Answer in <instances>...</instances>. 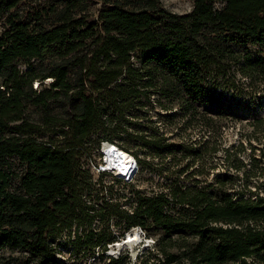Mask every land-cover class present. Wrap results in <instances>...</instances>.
<instances>
[{"label":"trees","instance_id":"16d2710c","mask_svg":"<svg viewBox=\"0 0 264 264\" xmlns=\"http://www.w3.org/2000/svg\"><path fill=\"white\" fill-rule=\"evenodd\" d=\"M96 1L102 7L91 21V0H0V252L9 251L0 264H57L51 240L73 227H91L96 217L108 221L112 216L128 226L163 229L168 245L180 251H167L157 239L158 264H264V196L256 189L246 187L249 196L239 199L226 190L219 197L188 193L180 181L198 182L195 169L176 174L170 189L172 201L191 212L167 213L169 201L162 193L138 195L131 212L108 200L103 204L110 208L103 210L86 204L91 194L83 190L92 179L81 168L86 140L97 132L95 148L100 141L111 142L140 166L149 164L139 151L164 145V133L155 127L148 135L122 119L135 101L150 99L149 91L180 98L185 113L195 116V101L210 71L227 80L236 71L251 82L264 80V58L252 59L238 48L264 44V0H192L186 14L166 9L160 0ZM48 78L49 86L37 89ZM106 106L112 115L103 117ZM252 124V134L262 142L264 118ZM249 156L245 186L259 162ZM183 232L195 241L179 237ZM114 238L90 229L76 234L73 243L93 242L92 248ZM105 251L102 246L100 258Z\"/></svg>","mask_w":264,"mask_h":264},{"label":"rangeland","instance_id":"374dc122","mask_svg":"<svg viewBox=\"0 0 264 264\" xmlns=\"http://www.w3.org/2000/svg\"><path fill=\"white\" fill-rule=\"evenodd\" d=\"M160 2L166 9L179 14H186L193 7L192 0H160ZM101 7L100 2L91 0L88 7L91 21L96 20ZM2 25L0 20V33ZM238 48L246 50L252 59L264 58V44L248 42ZM133 62L136 63V60ZM18 66L22 70L27 68L24 62H19ZM51 81V78L44 80L37 89L47 88ZM37 84L38 81H34L33 87L36 88ZM202 86L203 90L195 101L198 108L195 116L185 113L180 98L173 95L170 99H166L156 90L149 91V100L142 98L141 101H135L125 110L122 119L137 123L138 129L145 130L148 135L155 134L154 129L157 127V130L163 132L165 137L164 145L158 149L148 146L139 151V157L149 164L140 166L137 161L138 171L129 183L95 172L93 165L101 161L102 141L99 142L98 148H95L100 132L90 135L85 144L87 155L81 162V168L88 170L92 179L88 188L83 190L86 196L91 194L90 198L86 197V204L91 202L96 209L100 207L103 210H109L110 207L103 204L104 200H108L109 204L116 205L118 209L131 212L137 205L138 195L153 196L162 193L169 201L165 207L167 213L178 216L182 209L191 212L192 209L188 205L172 201L170 189L171 181L176 174L180 173L184 176L195 169L200 172L192 176L198 182L193 183L186 179L180 181L183 189L189 188L188 193L203 191L211 196L219 197L221 191L226 190L239 199L249 196L248 191L244 190L248 187L251 190L256 189L260 196H264V179L259 174L262 171L264 176V151H262L264 137L260 142L256 138L260 137L259 134H252L254 128L252 122L264 118V80L259 78L251 82L249 78L237 71L231 73L227 80L224 77L215 76L213 71H210L205 76ZM183 94L185 93L181 91V95ZM164 105L168 110H165ZM106 107L107 111L103 117L112 115L109 107ZM28 112L32 118L37 119L38 112L33 106L28 107ZM249 140L254 147V152L248 144ZM240 143L242 146H239ZM136 144L135 141L131 143L132 147H136ZM252 153L259 162L255 167L256 174H252L253 176L248 180V186H245L243 171L249 168V154ZM239 160H242L243 164H238ZM235 166L238 167L236 171ZM215 178H220L221 181ZM241 193H243L242 196ZM94 195L98 197L94 198ZM255 196L252 194L253 198ZM105 220L106 218L96 217L91 227L81 226L77 231L73 227L70 234L64 232L51 240L57 264H140L143 260L158 264V259H161L162 255L155 246L157 239L167 251L174 253L180 251L176 246L168 245L162 228L151 225L141 228L144 236L137 234V241L131 247L126 244L125 246L122 244L120 248L113 247V243L121 240L127 231H132L137 226H128L126 221L117 223L114 216L108 221ZM258 226L262 224L259 223ZM90 229L97 234L109 233L115 238L108 240L104 245L101 243L92 248L93 242L84 241L76 247L73 243L76 234L83 236ZM183 236L188 242L196 239L185 232L179 237ZM181 242L177 241L180 246L183 245ZM102 246L106 247V251L105 256L100 258L98 252ZM91 249L94 251L93 254L89 253ZM7 255H9L7 250L0 252V257ZM247 261L252 263V259ZM229 264H239V261Z\"/></svg>","mask_w":264,"mask_h":264},{"label":"built area","instance_id":"2783aa9c","mask_svg":"<svg viewBox=\"0 0 264 264\" xmlns=\"http://www.w3.org/2000/svg\"><path fill=\"white\" fill-rule=\"evenodd\" d=\"M102 144H103V142H101V144H100L101 161L98 162L97 164L93 165L95 172L97 174H100V175H102V174L110 175L111 177L118 179L123 183H129L133 179L134 175L137 173L138 168H139L137 165V160L135 159V157L124 149L123 150L126 152L120 151V153H118V154L115 153V155H116V157H118V159H123V160L126 159L127 160L128 168L130 171V173L128 175H117L113 171L114 168L112 167V164L108 161V158H107L108 156L105 155L102 151ZM124 154L126 155V158L122 157ZM109 159H110V157H109ZM136 226L137 227H134V229H137L138 235L144 236V232L141 229L142 227H139V225H136Z\"/></svg>","mask_w":264,"mask_h":264},{"label":"bare ground","instance_id":"6f19581e","mask_svg":"<svg viewBox=\"0 0 264 264\" xmlns=\"http://www.w3.org/2000/svg\"><path fill=\"white\" fill-rule=\"evenodd\" d=\"M102 151L105 155L108 156L107 157L108 161L112 164V167L114 168L113 171L117 175H128L130 173L127 160L118 159V157H116L115 155V153L118 154L120 153V151L123 152L126 151L118 147L116 144L107 141H103ZM122 157L126 158V155L124 154ZM137 234H138L137 229H133L132 231H127L126 235L121 240H118L116 243H113L112 246L116 248H120L122 244L123 245L126 244L131 247V245L137 241Z\"/></svg>","mask_w":264,"mask_h":264}]
</instances>
